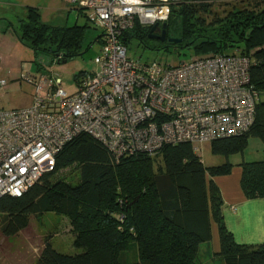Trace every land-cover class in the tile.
<instances>
[{"label":"trees","instance_id":"16d2710c","mask_svg":"<svg viewBox=\"0 0 264 264\" xmlns=\"http://www.w3.org/2000/svg\"><path fill=\"white\" fill-rule=\"evenodd\" d=\"M212 1L188 0L172 7L166 33L167 37L176 33L178 43L154 44L148 37L150 27L137 25L126 32L124 42L134 38L168 51L192 47L199 57L237 48L249 59L250 84L257 94L253 122L242 134L210 142L212 154L227 158L243 152L251 137L264 142V5L214 13L208 20L204 14L211 12ZM24 11L19 32L10 23L8 28L35 53L60 63L90 47L83 44L87 23L51 25L40 20L37 7L26 6ZM100 39L101 34L95 42ZM83 73L76 76V83ZM238 165L243 196L264 199V160L243 159ZM230 166L226 161L208 170L186 142L117 157L101 141L81 133L61 148L53 170L21 195L0 196V232L14 236L29 225L30 216L54 212L67 217L72 245L81 251L63 253L46 237L31 264H200L199 248L212 237L213 217L219 238L215 254L221 264H264V242L235 240L221 213L220 188L214 179L206 183L207 170L214 176L228 172ZM72 167L75 180L57 177Z\"/></svg>","mask_w":264,"mask_h":264},{"label":"built area","instance_id":"2783aa9c","mask_svg":"<svg viewBox=\"0 0 264 264\" xmlns=\"http://www.w3.org/2000/svg\"><path fill=\"white\" fill-rule=\"evenodd\" d=\"M65 1L101 29L98 70L81 74L73 93L52 71L27 75L31 103L0 108V196L21 195L53 170L61 148L81 133L118 157L183 142L197 152L195 143L239 135L252 124L257 94L249 59L237 48L176 64L127 55V31L166 22L172 7L188 0ZM6 85L0 79V87Z\"/></svg>","mask_w":264,"mask_h":264},{"label":"rangeland","instance_id":"374dc122","mask_svg":"<svg viewBox=\"0 0 264 264\" xmlns=\"http://www.w3.org/2000/svg\"><path fill=\"white\" fill-rule=\"evenodd\" d=\"M262 1L264 0H213L209 6L211 12L204 14V17L209 20L214 13L226 15L230 10L237 11L246 7L252 9L257 6L256 3L260 6L264 5L261 4ZM26 6L37 7L41 14L40 20L51 25L72 26L87 23L83 44L85 47L90 44L88 50L60 63L53 62L54 59L52 60L47 54L35 53L8 28L10 23L19 32L20 19L24 17ZM99 34H101V29L87 21L83 12H80L75 4L65 3L63 0H0V79L7 81L5 88L0 87V108L5 110L22 108L31 103L33 85L25 79L27 75L36 76L42 72L52 71L62 79L63 88L67 93L75 92L77 90L76 76L79 73L98 70L94 56L101 47L99 41L95 42ZM174 34L171 35L176 37V33ZM150 39L154 44L160 42L154 38ZM125 46L127 55L134 58L139 57L141 62L159 60L176 64L181 60L192 59L195 54L192 47H184L177 51L154 49L134 38L126 42ZM234 49H229L228 53ZM194 147H198L197 154L208 170L211 167L223 165L226 161L231 164L226 173L212 176L208 170L206 171L207 185L210 179H214L225 197L237 196L242 192L239 183L241 170L238 165L241 160H264V142L258 137L249 138L243 152L230 154L229 160H226L223 155L212 154L210 143H195ZM57 175V177H65L66 180L76 178L73 167L64 169ZM211 220L212 237L200 245L198 258L200 264H221L222 262L215 254L219 249L218 226L213 217ZM68 227L67 217L54 212H46L38 217L30 216L29 225L14 236L4 237L0 232V264H31L38 256L46 237L50 239L54 248L63 253L80 252L81 249L72 245L73 235L72 232H68ZM129 253L130 256L133 255L134 250L131 249Z\"/></svg>","mask_w":264,"mask_h":264},{"label":"crops","instance_id":"0c3cea01","mask_svg":"<svg viewBox=\"0 0 264 264\" xmlns=\"http://www.w3.org/2000/svg\"><path fill=\"white\" fill-rule=\"evenodd\" d=\"M222 197L221 213L235 240L249 244L264 242V199H246L242 192L233 197L222 194Z\"/></svg>","mask_w":264,"mask_h":264},{"label":"water","instance_id":"95a60500","mask_svg":"<svg viewBox=\"0 0 264 264\" xmlns=\"http://www.w3.org/2000/svg\"><path fill=\"white\" fill-rule=\"evenodd\" d=\"M166 25H167L166 22H163L161 25H159V23H155L154 25H152L150 27L148 37L157 39L159 41H166L167 40L169 42H175V43L180 42L181 39H179V38L167 37ZM154 32H158V33L155 34Z\"/></svg>","mask_w":264,"mask_h":264},{"label":"flooded vegetation","instance_id":"af4514ba","mask_svg":"<svg viewBox=\"0 0 264 264\" xmlns=\"http://www.w3.org/2000/svg\"><path fill=\"white\" fill-rule=\"evenodd\" d=\"M155 34H157L158 32H154Z\"/></svg>","mask_w":264,"mask_h":264},{"label":"clouds","instance_id":"9594fccd","mask_svg":"<svg viewBox=\"0 0 264 264\" xmlns=\"http://www.w3.org/2000/svg\"><path fill=\"white\" fill-rule=\"evenodd\" d=\"M159 25H161V24H159Z\"/></svg>","mask_w":264,"mask_h":264}]
</instances>
